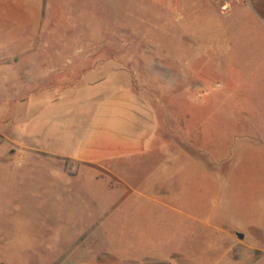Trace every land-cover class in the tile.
I'll return each mask as SVG.
<instances>
[{
	"label": "rangeland",
	"instance_id": "rangeland-1",
	"mask_svg": "<svg viewBox=\"0 0 264 264\" xmlns=\"http://www.w3.org/2000/svg\"><path fill=\"white\" fill-rule=\"evenodd\" d=\"M185 4L0 0V264H264V0ZM93 84L131 88L178 130L192 113L190 134L204 113L207 151L175 148L208 169L162 165L148 193L126 198L120 173L139 183L151 168L113 164L115 176L58 156L57 139L79 133L65 102ZM240 94L255 98L263 135L241 118L229 136ZM252 171L248 189L238 175Z\"/></svg>",
	"mask_w": 264,
	"mask_h": 264
},
{
	"label": "crops",
	"instance_id": "crops-1",
	"mask_svg": "<svg viewBox=\"0 0 264 264\" xmlns=\"http://www.w3.org/2000/svg\"><path fill=\"white\" fill-rule=\"evenodd\" d=\"M187 1L195 2L196 0H179V3H182L181 6L186 7L185 3ZM241 94L239 95L241 97L239 101L248 103V106L242 104L244 106L240 107L239 111H233L227 117L230 120V123L226 126V130L231 131L229 136L239 134L236 129L240 126L239 120L241 118L248 120V135L252 137L263 135L261 121H259L261 114L256 106L255 98L249 95H245L247 98H242L245 96ZM69 103H75V110L78 109L79 111L77 117L79 120V133L75 136L71 132L66 137L57 139V143L62 146L58 156L71 161L73 167L78 165L100 167L115 176L116 173L111 170L113 164L129 165L131 162H136V166L139 168L135 172L137 176L141 173L143 167L151 168L150 176L139 183H134L129 177L120 173L119 179L125 188L126 198L132 191L137 195L148 193L162 173H166L162 165L168 168L172 167V169L174 167L173 172H175L176 167L181 165L198 166L200 168L205 166L207 169L209 167L207 160L193 159L186 150L175 148L180 143L195 144L200 152L207 151L206 128L209 123L206 121L209 119L207 116H203L204 113L199 114L200 120L196 125L198 126L196 132L190 134L187 127L192 124V119H194L192 113H189L183 119V124L179 126L178 130L175 125L170 126L168 123L163 122L153 104L131 88L123 87L108 91L106 86L102 84H93L89 89L80 91L79 95L74 98V102L73 100L65 102V104ZM220 114L222 113H217L212 119L213 125L211 126L217 130L221 127L220 122L224 120L223 115L220 116ZM75 126H77L76 123L71 126L72 129ZM52 139L47 134L46 140L51 142ZM216 143L223 144L221 139H217ZM46 151L49 152L48 149ZM159 154H162L164 158L161 162H157L156 159ZM212 164L220 167L223 165V161H214ZM240 165L248 168L260 166L254 161H235L234 166L240 167ZM254 173L255 171L238 175L243 178L241 179L243 183H247L246 188L248 187V189L251 188L250 184L256 182L257 176H254ZM168 174H170L169 171ZM213 174L224 177L222 170ZM247 174H250V176ZM259 182L262 183L261 180ZM239 234L241 232L236 230L235 236ZM262 235L264 241V233ZM244 240L240 246H244ZM257 251L260 250L254 249L252 252L248 251L243 254L250 257L254 256Z\"/></svg>",
	"mask_w": 264,
	"mask_h": 264
},
{
	"label": "water",
	"instance_id": "water-1",
	"mask_svg": "<svg viewBox=\"0 0 264 264\" xmlns=\"http://www.w3.org/2000/svg\"><path fill=\"white\" fill-rule=\"evenodd\" d=\"M241 239H243L244 238V236L242 235V234H239L238 235Z\"/></svg>",
	"mask_w": 264,
	"mask_h": 264
}]
</instances>
